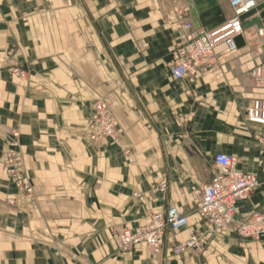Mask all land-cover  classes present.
Segmentation results:
<instances>
[{
	"label": "crops",
	"instance_id": "0c3cea01",
	"mask_svg": "<svg viewBox=\"0 0 264 264\" xmlns=\"http://www.w3.org/2000/svg\"><path fill=\"white\" fill-rule=\"evenodd\" d=\"M194 2L0 0V264H264V239L213 232L196 211L217 154L257 176L238 216L264 211V126L245 119L251 100L264 99L249 75L264 61V36L244 32L245 47L219 45L191 81H176L172 52L232 17L228 0H204L197 6L207 21L195 28ZM102 97L118 141L90 139ZM11 132L32 199L1 163ZM159 185L165 192L154 191ZM169 208L189 223L166 233L158 255L144 244L116 251L117 232L144 228ZM194 234L200 251L172 254Z\"/></svg>",
	"mask_w": 264,
	"mask_h": 264
},
{
	"label": "built area",
	"instance_id": "2783aa9c",
	"mask_svg": "<svg viewBox=\"0 0 264 264\" xmlns=\"http://www.w3.org/2000/svg\"><path fill=\"white\" fill-rule=\"evenodd\" d=\"M232 17L221 25L210 30H199L195 37L187 39L172 54L170 64L171 77L176 81H191L196 70L205 67L214 50L224 45L229 52L236 51L235 39L244 34L242 17L254 9L255 0H228ZM184 28L192 29V24L186 23ZM12 73L20 78L25 74L18 68ZM254 86L264 91V61L253 67L249 72ZM246 121L264 126V99L251 100L246 111ZM94 142L103 139L118 141L115 120L110 112L109 99L99 98L93 102L91 117ZM18 133L9 134V148L2 154L1 163L6 176L13 182L17 190L28 199L33 198V190L26 180L25 164L19 151ZM258 142L264 140L257 138ZM215 173L210 182L197 195L196 211L200 218L212 227L213 232H234L244 240L260 241L264 239V211H255L245 217L238 216V204L250 198L258 186L255 174H246L237 170L238 159L227 154H217L213 158ZM166 185L154 188L156 192H165ZM140 199V196L135 195ZM188 217L169 208L162 214L151 217L150 224L136 231L121 230L117 232L115 248L117 252H128L138 244H144L149 252L158 255L163 246L168 231H180L188 226ZM201 240L197 235H191L185 242L177 243L172 254L180 256L190 251H200Z\"/></svg>",
	"mask_w": 264,
	"mask_h": 264
},
{
	"label": "water",
	"instance_id": "95a60500",
	"mask_svg": "<svg viewBox=\"0 0 264 264\" xmlns=\"http://www.w3.org/2000/svg\"><path fill=\"white\" fill-rule=\"evenodd\" d=\"M203 1L204 0H195L194 6L189 7V13L192 19V24L195 28L202 27L201 23L207 21L205 18L202 17L206 10H203V7L201 6H197V3ZM252 28L256 29L258 33L264 36V2L256 6L254 9H252L242 17L243 32H246ZM210 29L212 28H208V30ZM245 45L246 44L242 35L238 36L235 39L236 49H241L245 47ZM260 49L264 54V43L260 46Z\"/></svg>",
	"mask_w": 264,
	"mask_h": 264
}]
</instances>
